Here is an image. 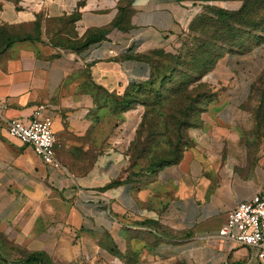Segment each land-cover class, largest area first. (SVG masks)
<instances>
[{
  "label": "crops",
  "instance_id": "1",
  "mask_svg": "<svg viewBox=\"0 0 264 264\" xmlns=\"http://www.w3.org/2000/svg\"><path fill=\"white\" fill-rule=\"evenodd\" d=\"M198 10L194 0H0V27L26 38L0 57V249L42 264H257L218 236L238 203L264 195V154L248 155L236 121L256 56L222 57L203 77L217 97L163 167L130 165L111 104L94 92L121 101L151 83ZM37 110L52 121L59 168L7 132Z\"/></svg>",
  "mask_w": 264,
  "mask_h": 264
},
{
  "label": "rangeland",
  "instance_id": "2",
  "mask_svg": "<svg viewBox=\"0 0 264 264\" xmlns=\"http://www.w3.org/2000/svg\"><path fill=\"white\" fill-rule=\"evenodd\" d=\"M198 14L176 39L173 48L154 65L151 83L123 100L94 87L111 104V129L118 136L130 165L141 171L177 159L189 145L187 131L200 121L217 86L203 81L222 57L255 55V76L240 102L236 121L248 155L264 154V0H194ZM22 32L0 27V57ZM37 27L33 35H37ZM131 120L118 128L123 114ZM115 120L117 122L115 126ZM0 249V264H27L25 254Z\"/></svg>",
  "mask_w": 264,
  "mask_h": 264
},
{
  "label": "built area",
  "instance_id": "3",
  "mask_svg": "<svg viewBox=\"0 0 264 264\" xmlns=\"http://www.w3.org/2000/svg\"><path fill=\"white\" fill-rule=\"evenodd\" d=\"M8 134L30 146L42 162L54 169L60 167L54 147L52 121L39 110L29 119H13L7 123ZM218 236L228 242L250 248L257 264H264V195L238 203L226 216Z\"/></svg>",
  "mask_w": 264,
  "mask_h": 264
},
{
  "label": "trees",
  "instance_id": "4",
  "mask_svg": "<svg viewBox=\"0 0 264 264\" xmlns=\"http://www.w3.org/2000/svg\"><path fill=\"white\" fill-rule=\"evenodd\" d=\"M105 35H106V32H100V33L94 35L93 37L89 38L86 41V44H89V43H92V42H98V41L102 40L105 37ZM25 39L26 38L13 39V40L10 39V42L11 41H22V40H25ZM180 156L177 159L173 160V161H169L166 164H162V165H155L152 168H158V167H163V166H167V165H171V164H176L179 161ZM24 262L27 263V264H42V257L39 254H29L24 259Z\"/></svg>",
  "mask_w": 264,
  "mask_h": 264
}]
</instances>
